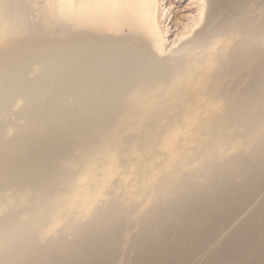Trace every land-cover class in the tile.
<instances>
[{"label": "bare ground", "instance_id": "1", "mask_svg": "<svg viewBox=\"0 0 264 264\" xmlns=\"http://www.w3.org/2000/svg\"><path fill=\"white\" fill-rule=\"evenodd\" d=\"M201 1L164 54L158 0H53L61 35L0 0V264H110L125 175L141 196L161 156L132 264H264V57L230 100L204 96L264 31L228 51L246 0ZM192 124L200 138L175 151Z\"/></svg>", "mask_w": 264, "mask_h": 264}, {"label": "rangeland", "instance_id": "2", "mask_svg": "<svg viewBox=\"0 0 264 264\" xmlns=\"http://www.w3.org/2000/svg\"><path fill=\"white\" fill-rule=\"evenodd\" d=\"M24 5L28 6L29 15L28 18L32 21L43 24L44 26L51 27L53 35H61L59 27H57L56 14L53 12V0H23ZM26 2V3H25ZM27 4V5H26ZM159 4V19L160 26L164 31L165 37V52L164 54L170 53L175 49L183 38L189 37L193 31L188 32L190 25L195 19H198L201 15L200 9L202 5L201 0H158ZM239 16L233 27L234 39L231 41L232 33L223 32L221 34V40L227 43V50H231V45L239 44L251 35L255 33L263 34L264 31V0H246L240 9ZM205 12V8L204 11ZM166 16V17H165ZM204 16V13H203ZM204 18L195 26L200 25ZM55 22V23H54ZM240 22V23H239ZM52 23L54 25H52ZM42 25V26H43ZM56 25V26H55ZM239 25V26H238ZM263 26V27H262ZM57 27V28H56ZM237 27V28H235ZM260 31H259V29ZM250 35V36H249ZM249 36V37H248ZM7 41V40H6ZM5 40L0 41V46L8 45L9 42ZM259 49L251 55L247 56V59L243 60L236 66L225 65L217 71V78L212 83L210 88L207 89L204 96L209 97L217 94L222 101L230 100L235 94L245 90L250 83L251 73L256 63L264 57V34L262 35V42ZM255 53V55H254ZM227 61L231 60V56H227ZM219 83V84H218ZM213 87V89H211ZM19 103L15 102L13 108L18 107ZM201 126L199 124H192L191 130L185 133H181L176 138L175 151H179L183 147L193 145L201 135ZM147 157L146 154H139L137 157L138 162L144 160ZM171 168V165L165 159V156L159 158V162L155 166H151L144 177L149 180V187L147 194L143 193L138 196L136 192V183L131 181L132 173L129 172L125 176L126 183L123 185V204L125 206L126 217L120 227V238L118 241V251L115 253V257L112 259L110 264H132L133 258L136 254V247L131 242L134 236L139 232L140 225H138L137 217L142 209L150 203L155 196V188L158 182L166 176V173ZM130 177V178H129ZM129 181H128V180ZM128 181V182H127ZM153 183V185H151ZM129 184V185H128ZM128 185V186H127ZM127 186V187H125ZM150 188V189H149ZM264 192V191H263ZM127 194V195H126ZM141 201H140V200ZM257 198H255L256 201ZM252 202L253 204L255 203ZM139 202V203H138ZM141 202V204H140ZM136 204V205H135ZM138 204V205H137ZM140 204V205H139ZM143 205V206H142ZM145 205V206H144ZM137 206V208L135 207ZM139 206V207H138ZM142 206V208L140 207ZM128 207V209H126ZM132 208V209H131ZM135 208V209H134ZM132 210V211H131ZM137 211V212H135ZM136 214H135V213ZM136 216V217H135ZM126 220V222H124ZM131 220V221H129ZM134 220V221H132ZM135 222V223H134ZM221 239L224 238L225 234H221ZM131 237V238H130ZM122 239V240H121ZM130 240V241H129ZM128 245V246H127ZM135 247V248H134ZM132 251V252H131ZM126 252V253H125ZM119 257V258H118ZM127 258V259H125ZM130 258V259H129Z\"/></svg>", "mask_w": 264, "mask_h": 264}]
</instances>
